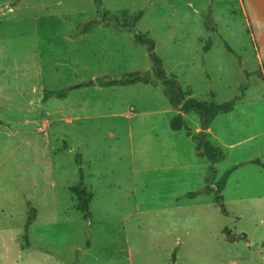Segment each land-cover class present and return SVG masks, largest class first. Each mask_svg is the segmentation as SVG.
I'll return each mask as SVG.
<instances>
[{
    "label": "rangeland",
    "instance_id": "obj_1",
    "mask_svg": "<svg viewBox=\"0 0 264 264\" xmlns=\"http://www.w3.org/2000/svg\"><path fill=\"white\" fill-rule=\"evenodd\" d=\"M135 34L191 97L234 102L207 136L234 144L226 161L170 129L160 86L99 85L149 74ZM262 131L264 0H0V264H264V171L235 170L228 214L215 203L226 165L261 158Z\"/></svg>",
    "mask_w": 264,
    "mask_h": 264
},
{
    "label": "trees",
    "instance_id": "obj_2",
    "mask_svg": "<svg viewBox=\"0 0 264 264\" xmlns=\"http://www.w3.org/2000/svg\"><path fill=\"white\" fill-rule=\"evenodd\" d=\"M141 15L142 14L139 12L136 16H134L132 23H136L140 19ZM112 19H116V17L113 15ZM92 25L93 22L81 24L77 28L75 35L78 36L80 34L86 33L92 27ZM134 41L139 45L145 46L146 48L148 57L151 61V69L149 74L145 76L133 75L132 77L127 79L107 80L105 82H101L99 85L104 88L131 86L134 84L150 85L152 87L160 86L162 95L167 101L168 105L173 110L178 111V113L169 120L170 129L172 131L184 130L186 136L195 143L196 155L198 157L205 158L211 166L217 162L224 160L225 154L223 150L219 147L213 146L207 140L206 130L209 129L212 121L217 115L228 114L229 112H231L234 107V102L230 101L219 105L212 102H201L191 97L188 92L182 89L176 76L166 74L162 66L161 59L155 54V43L153 39L148 38L145 35L135 34ZM226 49L231 52V49L228 47V45H226ZM150 74L151 77H149ZM51 96H56L61 99L65 98V95L46 92L44 94L43 101L49 99ZM189 113H194L196 116H198L200 128V131L198 133H194L183 118L182 114ZM79 173L81 176L80 170ZM226 178L227 174L225 173L222 175L220 183L218 184V194L215 197V203L218 205V207L220 208V212L223 215H227L228 213L223 205L222 195H220L219 193L224 188ZM69 190L76 197V209L81 212L83 218L86 221L91 222V215L88 208L90 193L86 190L82 183L70 187ZM196 194L197 192L188 193L187 196L193 197ZM29 219H31V217ZM223 233H226L228 241L230 243H233L230 234H228L225 229L223 230Z\"/></svg>",
    "mask_w": 264,
    "mask_h": 264
},
{
    "label": "crops",
    "instance_id": "obj_3",
    "mask_svg": "<svg viewBox=\"0 0 264 264\" xmlns=\"http://www.w3.org/2000/svg\"><path fill=\"white\" fill-rule=\"evenodd\" d=\"M231 112H229V113H231ZM210 127H211V125H210ZM210 127H209V129L206 130V134H207L208 137L212 135L211 128ZM258 138L263 139L262 140V144L258 147V148H260V151H259V154L257 156V157H261V158L260 159H257L254 156L252 158H248V159H244L242 161H238L237 163H234V164H232L230 166L229 165H226V167L228 169V171L225 172L227 174L226 182H227V180L230 179L231 174L235 170H238L240 168H243L244 166L254 165V166L258 167L259 171H261V170L264 171V149L262 148L264 146V131L259 132V133L255 134V135H253V141L255 139H258ZM216 141L218 143L215 146L221 148L223 150L224 154H225V159L222 160V161H220V162H224V161H226L227 157L229 156L228 150H230L234 146V144L227 143L226 141L221 143L220 139H218V138L216 139ZM195 153H196V151H195ZM229 168H230V170H229ZM226 182H225V184H226ZM224 187H225V185H224ZM223 190H224V188L222 189V191ZM222 198H223V196H222ZM19 254H20V248L19 249H15V255H16V257H18Z\"/></svg>",
    "mask_w": 264,
    "mask_h": 264
}]
</instances>
